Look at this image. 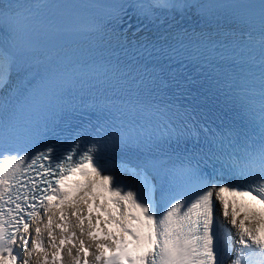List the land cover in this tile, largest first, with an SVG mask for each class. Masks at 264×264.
<instances>
[{
	"label": "snow or ice",
	"instance_id": "obj_1",
	"mask_svg": "<svg viewBox=\"0 0 264 264\" xmlns=\"http://www.w3.org/2000/svg\"><path fill=\"white\" fill-rule=\"evenodd\" d=\"M95 7L0 3V264H264V0H137L175 42L142 44L135 72L96 56L123 5L94 20L87 49L65 39L53 10ZM201 80L247 131L199 124ZM85 105L98 122L59 138Z\"/></svg>",
	"mask_w": 264,
	"mask_h": 264
},
{
	"label": "bare ground",
	"instance_id": "obj_2",
	"mask_svg": "<svg viewBox=\"0 0 264 264\" xmlns=\"http://www.w3.org/2000/svg\"><path fill=\"white\" fill-rule=\"evenodd\" d=\"M219 2H227V0H219ZM83 35H80V36H83ZM86 35H88V33H86ZM74 37H79V36H73L72 34H68L66 35L65 39L67 40V39L74 38ZM66 261H67V257H66Z\"/></svg>",
	"mask_w": 264,
	"mask_h": 264
}]
</instances>
